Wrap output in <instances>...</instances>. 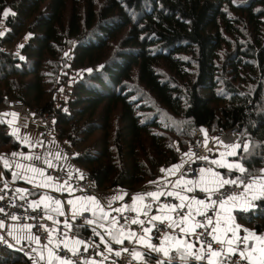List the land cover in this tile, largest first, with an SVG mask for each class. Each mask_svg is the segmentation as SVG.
<instances>
[{"label": "trees", "instance_id": "obj_1", "mask_svg": "<svg viewBox=\"0 0 264 264\" xmlns=\"http://www.w3.org/2000/svg\"><path fill=\"white\" fill-rule=\"evenodd\" d=\"M14 100L53 114V133L100 192L158 185L191 158L201 129L218 138L239 127L228 160L259 174L264 0H0V110ZM18 147L0 121V151ZM217 152L195 166L241 175L212 163ZM235 216L260 234L261 210ZM0 260L31 264L4 247Z\"/></svg>", "mask_w": 264, "mask_h": 264}, {"label": "crops", "instance_id": "obj_2", "mask_svg": "<svg viewBox=\"0 0 264 264\" xmlns=\"http://www.w3.org/2000/svg\"><path fill=\"white\" fill-rule=\"evenodd\" d=\"M0 121L5 122L9 126V133L11 134L12 137H14L17 140L19 144L18 148L13 149L9 152L0 151V157H3L2 159H0L3 165V168L0 169V178L6 180L8 183L13 185L16 191L20 195L28 197V199L33 203V205H35L37 201L43 200L44 203H42L39 207L51 208L54 207V205L52 204L50 198H54L55 200H58L60 202V207L64 212V215H61L60 218L56 220L54 227L48 229L49 239L47 243H43L40 240V238L34 232L33 228L30 225L28 224L20 225L15 222L6 223L3 221L5 227L3 229H0V236H3L4 239L7 240V244H11L12 247H8L7 244H0V245H2V247L4 248H10L15 251L26 252L25 246L28 243L33 244L38 250H33L31 253L26 252L30 257L31 264H33L32 258H35L36 264H39L40 262L47 263L49 259V253L55 249L57 244H59L60 247H63L66 250L68 249L82 250L84 248V245L76 244L75 241L78 239L83 240L82 239L83 233L81 232L84 226L88 227L91 231L92 228H95L96 232L100 233L101 236L104 237L105 241H110V237L106 235L107 229H111L112 231L122 230L125 236H127L129 232L135 233L133 228L130 227V225L124 222H119L118 217L116 215V213L118 212L115 211V209L122 207L125 208L126 211H128L127 206L133 205L134 203L139 211H128V212L141 216L144 211H148V215H147L148 226H146L148 228H153V223L159 225L158 221L149 223V220L152 215H160L162 217L172 216L173 219L176 220L182 219L181 216H177L176 212H170V211H165L164 213L160 212L159 209L164 206L159 207L154 211L151 209L150 210L145 209L144 205L146 204L152 205L155 202V200H153L150 196L146 195L149 192L163 193V195H160L159 198L168 197L178 200L180 202V200L177 199L175 195L173 196L168 195L169 192L179 193L180 195L189 197V199L185 200L186 205L189 204L190 199L192 197L203 198L207 202L208 194L203 193L199 190L200 187L205 186L204 184L196 186L195 190L192 192L187 191L186 187L180 184V181L183 180L179 178L181 168L171 174L168 172L166 177L162 179V181L158 185L149 187L143 192L132 194L131 198H129V193L122 189H116L108 192L98 191L97 194H92V195H84L76 190H73L70 193L66 190L68 186H66L62 182H58L54 180L48 174V169H53L56 171L67 170L70 172L72 176L78 174L80 169L72 161V156L70 155L72 154L71 146L68 143L60 140L53 133L52 129L49 130L47 139H44L46 131L43 122L36 115H34V112L30 111L27 108H25V110L19 108L13 109L8 106L7 108L0 110ZM37 141H39L40 143H37ZM12 153H16V155H12ZM32 156H39L41 159L40 160L25 159V157H32ZM57 156L59 158H57ZM45 160L51 162L52 164L51 168L48 166L47 163L44 162ZM31 167H37L41 169L44 172V175L41 176L38 173H33L30 170ZM202 169L205 170L204 178L206 181H210L211 179H213V177L208 175L207 173L208 168H202ZM212 171L213 173H217L213 169ZM219 177H221L220 174ZM41 184H43L44 186L42 187L37 186ZM61 185L65 187V190L63 191L60 190L59 186ZM207 186L213 187L214 185L209 183ZM189 187H191V185H189ZM18 189L21 191H18ZM23 190H27V191H23ZM125 193H127L128 195H125ZM118 194L122 195L123 199L114 201L111 210L105 209L106 211H109V218L108 220L105 221L97 220V217L93 215V210H91L93 206L90 203H89L90 210L85 211L84 208L80 206L81 201L78 199L81 197L95 196L99 204L103 206L104 204H106L105 197L110 199L111 197ZM137 194H139L140 196H144L145 199L142 201H136L135 197ZM69 201H74L75 206L73 204H70ZM198 207L200 206L195 204L191 205L192 208L191 217L185 223L181 224L180 227H176L175 229H173L174 233H170V232L166 233L168 236L172 237V239L169 240L168 243L165 245L166 248L169 249L175 248L177 246L175 243V240L177 238L185 239L188 241L187 239L188 236H184V234L181 232V227L186 228L188 230H192L194 224L198 222L197 220L198 217L200 216L196 212V209ZM201 210L203 211V209ZM96 211L98 215L99 212L98 210ZM73 212H76L75 216H73ZM208 216L212 218L215 224L216 219L220 218V214L218 213V208L215 210L214 215H208ZM85 217H87L90 220H93L94 223L91 225H87L85 223ZM113 217H115V219L119 223L112 224L111 219ZM66 220L68 224L71 226L70 228H66L64 226V221ZM165 223H167V221ZM221 223H223V221H221ZM81 224H84V226L81 227ZM60 229H63L62 230L63 239L61 241H58L56 240V233ZM198 229L199 228H196L195 232ZM155 231L156 230L153 228L151 240L152 243L159 244L160 241L156 240L154 237ZM231 233L232 232L229 231L226 234H224L222 231H218L214 234L219 235L220 238L224 240L225 243L227 244V240L229 238H232ZM92 235L95 236L94 240L97 241L104 250L105 246L101 242V236L94 235L93 232ZM136 236H143L145 237V240L143 242L129 243V239H124V243L122 245L113 244L114 251L119 250L123 247H128L129 249L136 248L141 252H147L148 249L143 247V243H147L149 238L148 234L147 233H144L142 235L136 234ZM188 243L190 242L188 241ZM193 245L195 247L191 249V251L196 254H201L200 247L195 244ZM225 249L227 251L228 247H226ZM155 254L156 253H152L153 256ZM41 256H43L44 259H41ZM104 256L109 257V256H114V254L109 255L107 251H104ZM104 256H100L101 259L95 260L96 264H100L101 261H103V264L109 262L108 259L106 260L104 259ZM213 259L215 261V258ZM138 261L144 263V261H140V260ZM201 263L206 264L204 261L195 262V264H201ZM53 264H57V262L54 259H53ZM180 264H183V261H181ZM189 264H193V262L189 261Z\"/></svg>", "mask_w": 264, "mask_h": 264}, {"label": "snow or ice", "instance_id": "obj_3", "mask_svg": "<svg viewBox=\"0 0 264 264\" xmlns=\"http://www.w3.org/2000/svg\"><path fill=\"white\" fill-rule=\"evenodd\" d=\"M5 16L8 15V12L4 13ZM206 136V133H205ZM37 143H40L37 141ZM207 141H205V144ZM222 146L225 148L230 149L226 153H221L222 157H226L228 155L236 156L237 151L236 149H239L241 145H223L222 142H220ZM243 151L248 152L249 146L247 144L243 145ZM12 155H16V153H12ZM186 155H193L192 153H188ZM3 157H0L2 159ZM57 158H59L57 156ZM25 159H32V160H40L41 158L39 156H32V157H25ZM207 159V158H204ZM45 163L48 164V166L51 168L52 164L50 161L45 160ZM212 163L217 164L218 166H225L229 169V171H236L239 172L241 175L235 176L234 179L229 178H223L219 177L218 173H213L212 169H208L207 173L208 175L212 176L213 179L210 181L205 180V170L201 169L198 178L194 180H182L180 181V184L184 185L186 187V190L189 192H192L195 190L196 186H199L201 184H204V187H200L199 190L203 193L208 194L207 195V202L203 198H197L192 197L190 199L189 204H185V200L188 199L183 195H180L179 193H172L169 192V196L175 195L177 199L180 200L179 205H170V206H164L159 209L160 212L164 213L165 211L170 212H177L178 210L180 212L183 211L186 207L188 208V214L182 216V219L176 220L173 219L172 216H160V215H152L149 223L153 222H159V225L156 223H153V228L156 230V237L155 239L160 241L159 244L152 243L151 237L153 233V228L145 227V222L137 218H132L131 223L137 224L140 226L141 230L144 233L148 234V241L147 243H143V247L147 248V252H141L137 250L136 248L129 249L128 247H123L119 250L113 249V244H123L124 239H129V243L133 242H143L145 240V237L143 236H136L135 233L129 232L127 236L124 235L123 231H112L111 229L106 230V235L110 237V241H105L104 237L101 236L100 233L96 232L95 228H92V232L94 235L101 236V242L104 244V250H100V244L94 245V255L96 256H104V251H107L109 255L114 254L115 257H121L122 253H127L133 260H140L144 261L145 264H180L181 261H183V264H189V261L193 262H203L207 261V264H238L237 261L232 260L231 257L234 255H239V258L241 261H246L247 264H264V226H257V229L260 234H257L256 231H252L249 229H243L247 233L246 236L240 237L239 232L241 231V228L239 225L235 224V217L231 214L233 211L238 212H248L253 213L257 210H261L262 214H264V203L256 204L254 207H237L236 204L233 202L239 201L244 199L243 194L241 195H234L231 189L234 187H242L244 192L250 191L254 186L259 185L261 188L262 193H264V169L260 170L259 174L250 172L249 170L245 169L241 162H234L229 163L226 160L221 161H212ZM7 166V164H6ZM182 167V165H175L172 168L168 169L167 171L171 174L175 171L179 170ZM30 170L33 173H38L39 175L43 176L44 172L37 168V167H31ZM161 171H165L162 169ZM194 175H196L194 173ZM219 177V178H217ZM17 178V177H14ZM50 179V178H49ZM6 183V182H5ZM214 185L213 187L207 186L208 184ZM67 184V181L65 182ZM191 185V187H189ZM38 187L44 186L43 184L37 185ZM225 186H227V190L225 189ZM60 190H65V187L63 185L59 186ZM68 192H72L73 189L69 186L66 189ZM18 191H21L18 189ZM27 191V190H23ZM125 195H128L125 193ZM147 196H150L153 200L158 201L160 195H163V193L158 192H149L146 194ZM215 196L216 198L213 199L212 197ZM131 198V196H130ZM0 199H3V197H0ZM52 204L54 207H51L50 211L56 212L58 215H64V212L62 208L60 207V202L58 200H55L54 198H50ZM81 201L80 206L84 208L85 211H89V203L93 206L91 210H93V215L97 217V220L99 221H105L109 218V211H106L105 209H112V204L116 200L123 199L122 195H115L111 197L110 199L105 197L106 204L101 206L99 202L97 201L95 196H89V197H81L78 198ZM144 196H140L139 194L136 195L135 200L136 201H142L144 200ZM255 200H261L264 201V195L262 196H253L252 201ZM87 201V202H85ZM44 203L43 200L37 201L35 205H32L33 210L35 211L36 208H39V206ZM70 204H73L75 206L74 201H69ZM249 205H251V201H247ZM198 205L196 209V212L198 215H202L204 219L207 221V224H202L197 222L194 224L192 230H188L186 228L181 227V232L184 234V236H190L195 235L197 241H200L201 237H205L207 235H212L213 233H216L218 231H222L224 234L227 232H232V238H229L227 240V244L229 245L227 252L223 251V248H215L213 246L214 242L216 244H220L221 246L225 243L224 240L220 238L219 235L213 236L212 241L205 240L204 243L207 245L206 253L196 254L191 251L195 246L191 243H188L187 240L177 238L175 240L176 247L169 249L166 248L165 245L168 243L169 240L172 239V237L168 236L167 230L168 229H175L176 227H180L181 224L185 223L192 214V208L191 205ZM231 205V206H230ZM152 207L151 204L144 205L145 209L150 210ZM218 208L219 213L222 214L220 219L216 220L215 225L212 227V231L208 232L207 228L209 225H213V220L211 217L207 215L208 210H216ZM203 209V211L201 210ZM99 214L97 215V211ZM125 208H118L115 209L117 212H123ZM128 211H139L135 203L133 205L127 206ZM0 213H4V209L0 207ZM143 214L145 216L148 215V211H144ZM4 215L7 217L10 215L9 213H4ZM76 215V212H73V216ZM51 219V216L48 217ZM253 217L249 216V222H251V219ZM12 219H16L15 216L12 217ZM33 219H38V217H33ZM125 221H127L129 218L124 217ZM167 221V223H165ZM223 221V223H221ZM56 221H54L55 223ZM85 223L87 225H91L94 223L93 220L88 219L85 217ZM112 224L119 223L115 217L111 219ZM40 226V225H37ZM64 226L66 228H70L71 226L68 224L67 220L64 221ZM84 224H81V227H83ZM5 227L3 221H0V229H3ZM205 228V232L196 233V228ZM130 237V238H129ZM39 239V238H36ZM252 240L254 243L251 247L248 245V241ZM76 244H83L84 252H88V243L84 240H76ZM0 244H7V240L4 239L3 236H0ZM235 244L236 247H233L232 245ZM243 244L244 247L240 248L239 245ZM8 247H12L11 244H7ZM46 247V246H45ZM67 251H70L72 253V256L78 257V259L73 260L72 257L67 255H61V253L65 252L64 248H61L59 244L56 245L55 249L49 253V259L47 261V264H53V259L57 262V264H96L95 260H90L88 258H85L83 254L78 249H68ZM152 253H156L157 255L155 257L152 256ZM215 258V261L214 259ZM33 259V264H36L35 258ZM41 259H44L43 256H41ZM104 259H108L107 256H104ZM0 264H6V261L0 260ZM100 264H103V261L100 262ZM113 264H117L116 261H113Z\"/></svg>", "mask_w": 264, "mask_h": 264}, {"label": "built area", "instance_id": "obj_4", "mask_svg": "<svg viewBox=\"0 0 264 264\" xmlns=\"http://www.w3.org/2000/svg\"><path fill=\"white\" fill-rule=\"evenodd\" d=\"M10 108L13 109H23L25 110V106L17 101H10L9 105ZM44 124L46 134L44 136V139H47V135L49 130L52 128V123L54 120L53 114L50 113H34ZM240 134V128L239 127H233L232 129L221 133V135L216 138V141L211 143L208 147L205 146V140H204V133L203 129L196 132V141L197 144L193 145L191 148V153L193 154L191 158L182 165L179 178L183 180H194L198 178V175L200 173V169L195 166V162H197L201 157L205 155L207 151H215L218 150V143L222 142L226 145H233L235 144L239 139ZM72 156V154H70ZM3 168L2 162L0 160V169ZM194 173L196 175H194ZM48 174L56 181L62 182L65 184L67 181L66 186H70L73 190H76L84 195H92L98 193L97 183L96 180L93 178V176L86 170L80 169L78 174L71 175L69 171L67 170H61L56 171L53 169H48ZM6 182V183H5ZM227 190V186H225V189ZM234 195H241L245 192L243 191L242 187H234L231 189ZM201 195V194H200ZM203 195V194H202ZM0 197H3V199H0V207L4 209V213H9L7 217L4 215V213H0V220L9 223V222H15L20 225H30L34 232L38 235L40 240L43 243H47L49 239L48 229L54 227V221H56L58 218H60L61 215H58L56 212L50 211L51 208H43L39 207L36 208V210H33V203L28 199L26 196L20 195L15 187L8 183L6 180L0 178ZM213 199L216 197L213 196ZM179 205L180 202L178 200L168 198V197H161L158 201L155 200V202L152 204L151 210H156L159 207L162 206H170V205ZM177 216H184L188 214V208L186 207L183 209L182 212L179 210L176 212ZM49 215L51 216V219H49ZM119 222H124L130 227L133 228L134 232L138 235L144 234V232L141 230L140 226L137 224H132L131 219L132 218H139L140 220L145 222V227L148 226V220L147 216L142 214L141 216H138L136 214L129 213L128 211L124 210L122 213L118 212L116 213ZM15 216L16 219H12V217ZM33 217H38V219H33ZM128 217L129 219L125 221L123 218ZM199 223L207 224V221L204 219L202 215L198 217L197 220ZM40 225V226H37ZM213 225H209L207 228L208 232L212 231ZM62 230H58L56 233V240L61 241L62 238ZM167 232L174 233L173 229H168ZM205 232V228L201 227L199 228L196 233ZM157 233L155 231L154 237H156ZM213 236L207 235L205 237H201L200 241H197L196 236L190 235L188 236V241L190 243H193L200 247L201 254H205L207 250V245L204 243L205 240L212 241ZM82 239L85 240L88 243V252H84L83 249L79 250L85 258H88L90 260H98L101 259L100 256L94 255V245L99 244L97 241H95V236L92 234L90 236H84L82 235ZM249 247L253 245V241H248ZM213 246L215 248H223L224 252L226 251V247H229L228 244L224 243L222 246L220 244H216L214 242ZM233 247H236L235 244L232 245ZM240 248H243L244 245L240 244ZM2 248V245H0V249ZM63 248V247H61ZM132 249V248H130ZM25 250L28 253H31L33 250H38L33 244H27L25 246ZM100 250H103L102 246L100 245ZM61 255H67L72 257L73 260L78 259L76 256H72V253L70 251H67L65 249V252L61 253ZM157 254L154 255V257ZM232 260H235L238 262V264H247L246 261H241L239 258V255H234L231 257ZM108 261L106 264H113V261H116L117 264H145L139 262L138 260H133L127 253H122L121 257H115V256H109ZM207 262V261H204ZM39 264H47L46 262H40Z\"/></svg>", "mask_w": 264, "mask_h": 264}, {"label": "rangeland", "instance_id": "obj_5", "mask_svg": "<svg viewBox=\"0 0 264 264\" xmlns=\"http://www.w3.org/2000/svg\"><path fill=\"white\" fill-rule=\"evenodd\" d=\"M203 133H204V140L205 141H207V143L205 144V146L206 147H208L209 145H210V143H213V142H215L216 141V137H214V136H212L207 130H203ZM205 133H206V136H205ZM223 144V143H222ZM223 145H226V144H223ZM234 145V144H233ZM229 146H232V145H229ZM218 156H217V161H221V160H226L227 162H229V160H228V157L230 156V155H228V156H226V157H222L221 156V153H226L227 151H229L230 149H228V148H225L224 146H222L221 145V143H218ZM229 163H234V162H229ZM262 195H264V193H262V191H261V188L259 187V185H256V186H254L250 191H248V192H245L244 194H243V197H244V199H242V200H239V201H236V202H233L234 204H236V206L237 207H249V206H255L256 205V201L257 200H255V201H252V197L253 196H257V197H259V196H262ZM186 198H188L189 199V197H186ZM247 201H251V205H249L248 203H247ZM231 206V205H230ZM218 213H219V210H218ZM215 214V210H208V212H207V215H214ZM220 214V213H219ZM234 217H235V224H237V225H239L240 226V228H241V231L239 232V236L240 237H244V236H246L247 235V233L245 232V231H243V229H249V228H247V227H244V226H242L238 221H237V219H236V216H235V211H233L232 213H231ZM221 215L222 214H220V217H221ZM220 219V218H219ZM217 220V219H216ZM250 230V229H249ZM232 234V233H231ZM242 235V236H241ZM254 243V242H253ZM206 264H207V262H205Z\"/></svg>", "mask_w": 264, "mask_h": 264}, {"label": "water", "instance_id": "obj_6", "mask_svg": "<svg viewBox=\"0 0 264 264\" xmlns=\"http://www.w3.org/2000/svg\"><path fill=\"white\" fill-rule=\"evenodd\" d=\"M261 203H264V202H261Z\"/></svg>", "mask_w": 264, "mask_h": 264}]
</instances>
